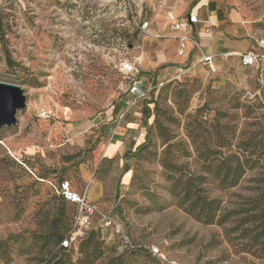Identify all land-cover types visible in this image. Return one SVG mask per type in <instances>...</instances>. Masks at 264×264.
<instances>
[{
	"label": "rangeland",
	"instance_id": "374dc122",
	"mask_svg": "<svg viewBox=\"0 0 264 264\" xmlns=\"http://www.w3.org/2000/svg\"><path fill=\"white\" fill-rule=\"evenodd\" d=\"M242 1L257 47L264 0ZM142 20L132 0H0V81L20 85L27 101L0 127V264H47L61 247L56 230L73 227L76 212L53 191L63 179L114 220L104 225L98 213L66 264H82L94 230L103 253L93 264H167L154 245L180 264H264V238L253 240L258 208L246 211L264 186V66L241 77L199 62L155 70ZM41 108L55 115L45 121ZM120 139L122 166L120 154L106 156ZM234 154L246 173L222 188L218 167L235 166ZM192 176L221 201L222 222L204 223L182 203ZM96 179L103 191L92 199Z\"/></svg>",
	"mask_w": 264,
	"mask_h": 264
},
{
	"label": "crops",
	"instance_id": "0c3cea01",
	"mask_svg": "<svg viewBox=\"0 0 264 264\" xmlns=\"http://www.w3.org/2000/svg\"><path fill=\"white\" fill-rule=\"evenodd\" d=\"M132 1L138 15L150 22L147 30L141 32V38L144 57L151 59L149 65L155 70L163 65L166 68L164 73L174 71L177 66H191L197 70L201 68H197V62L201 63L202 56L208 54L214 55L217 70L213 71L207 64H201L219 75L241 77L243 68H248L241 63L239 54L254 49L257 38L249 21L253 16L247 6L242 5V0ZM189 14L196 15L197 22L185 29L172 28L173 21ZM225 52H230V55H223ZM261 65L264 66V61ZM68 114L73 115L70 112ZM126 147L121 139L112 142L106 147V156L120 154L122 166L124 160L121 156ZM130 177V172L126 171L125 179ZM102 191V183L96 179L89 186V197L94 199Z\"/></svg>",
	"mask_w": 264,
	"mask_h": 264
},
{
	"label": "trees",
	"instance_id": "16d2710c",
	"mask_svg": "<svg viewBox=\"0 0 264 264\" xmlns=\"http://www.w3.org/2000/svg\"><path fill=\"white\" fill-rule=\"evenodd\" d=\"M8 61L11 63V58L8 56ZM146 111H150V107H145ZM234 158L236 160L235 166H220L218 167L219 171L224 170V175L222 176V188H226L228 186H235L239 183L242 176L246 173L245 166L241 163L240 157L237 154H234ZM201 177H189L183 185V200L182 203H187V209L194 214V216L204 222V223H215L222 222L224 220L223 216L220 217L219 211L221 210V201L217 198H211L207 193L206 189L200 185ZM231 179L230 181H227ZM64 181L69 180H59L52 182L53 191L55 195L60 198L63 202L71 203L76 206V212L74 217V226L70 228L67 224L65 225V229L56 230L55 237L56 242L61 243V247L56 249L55 251H50V259L47 260V264H66L65 258H67V250L68 247L71 246V243L68 246L64 245V241L69 239L71 232L75 229L76 226V215L78 213V205L74 202L69 201L63 194L62 183ZM228 184V185H227ZM71 187V184H70ZM72 190H74L71 187ZM253 195L249 202L250 208L246 211H255L258 208V211L253 212L252 219L256 221L258 224V228L261 227V231H259L253 237V240H259L264 238V186H259L254 188ZM77 191V190H74ZM81 192V191H77ZM244 211V210H243ZM98 233L94 230L91 231L86 239V254L83 258L80 259L82 264H93L96 260H98L102 256V250L100 246V242L98 240ZM80 237V236H79ZM264 245V239H263ZM264 250V247H262ZM151 253V251H150ZM152 254V253H151ZM58 258V259H56ZM53 259H56L55 261ZM159 260V259H158ZM54 261V262H53ZM160 262H162L160 260Z\"/></svg>",
	"mask_w": 264,
	"mask_h": 264
},
{
	"label": "built area",
	"instance_id": "2783aa9c",
	"mask_svg": "<svg viewBox=\"0 0 264 264\" xmlns=\"http://www.w3.org/2000/svg\"><path fill=\"white\" fill-rule=\"evenodd\" d=\"M197 22V17L194 14H189L182 19L175 20L172 22L171 26L175 30L185 29L190 26L192 23ZM149 20L145 19L139 22V31L143 32L147 30L149 27ZM223 55H230V52H225ZM241 57V63L246 67H259L261 63L264 61V39H260L257 42V47L254 49H250L246 52L239 54ZM201 63L207 64L211 70H217V65L214 62V55L208 54L202 56L200 59ZM129 70L136 69L133 66H127ZM181 71L185 69L183 67L180 68ZM132 91L136 93H140L142 88L140 87L139 81L134 83ZM53 113L46 109L41 108L39 110V116L42 119L49 120L52 118ZM62 190L64 196L71 202H74L78 205V213L76 215V226L75 229L71 232L69 239L64 241V245L68 246L70 242L76 240L79 236H82L85 233L86 228L93 223L94 217L99 213L101 217V222L104 225H111L114 220L113 218L108 215L100 212L98 207L92 202L86 192H77L71 189L70 184L68 181H64L62 183ZM151 253L156 256L162 262H166L167 264H180L177 260H168L167 255L163 248L158 245H154L150 247Z\"/></svg>",
	"mask_w": 264,
	"mask_h": 264
},
{
	"label": "water",
	"instance_id": "95a60500",
	"mask_svg": "<svg viewBox=\"0 0 264 264\" xmlns=\"http://www.w3.org/2000/svg\"><path fill=\"white\" fill-rule=\"evenodd\" d=\"M26 105V95L20 85L0 81V127L14 125L17 111Z\"/></svg>",
	"mask_w": 264,
	"mask_h": 264
},
{
	"label": "bare ground",
	"instance_id": "6f19581e",
	"mask_svg": "<svg viewBox=\"0 0 264 264\" xmlns=\"http://www.w3.org/2000/svg\"><path fill=\"white\" fill-rule=\"evenodd\" d=\"M47 109V108H46ZM48 110H50L53 114H54V110L52 109V108H49ZM55 115V114H54ZM43 120H45V119H43ZM45 121H48V120H45Z\"/></svg>",
	"mask_w": 264,
	"mask_h": 264
}]
</instances>
